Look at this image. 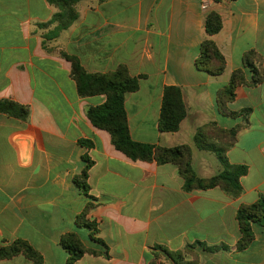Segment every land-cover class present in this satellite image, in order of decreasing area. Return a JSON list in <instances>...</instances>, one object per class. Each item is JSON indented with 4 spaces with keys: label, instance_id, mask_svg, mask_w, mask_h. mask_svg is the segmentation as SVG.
I'll list each match as a JSON object with an SVG mask.
<instances>
[{
    "label": "crops",
    "instance_id": "1",
    "mask_svg": "<svg viewBox=\"0 0 264 264\" xmlns=\"http://www.w3.org/2000/svg\"><path fill=\"white\" fill-rule=\"evenodd\" d=\"M77 10L74 25L47 40L55 26L43 25L58 12L48 0H0V102L29 110L27 120L0 113V248L23 240L44 264H68L62 240L76 234L86 251L75 264H173L157 247L183 252L187 263L264 264L263 228L254 226L245 251L237 247L239 208L264 195V81L252 86L254 72L245 66L254 52L264 74V0H81ZM207 11L223 20L214 36L206 32ZM207 39L226 60L218 77L196 68ZM62 53L91 74L124 65L140 78L139 90L125 99L131 137L161 148L189 146L202 179L224 169L214 153L197 148L198 129L238 128L227 156L248 168L241 195L220 187L188 191L176 165L134 161L117 150L111 134L87 116L107 97H82ZM236 71L247 84L232 101H221ZM170 86L181 89L187 117L178 132L163 133L159 119ZM86 158L88 195L77 184ZM198 243L207 248L187 250ZM0 264L31 261L20 255Z\"/></svg>",
    "mask_w": 264,
    "mask_h": 264
},
{
    "label": "trees",
    "instance_id": "2",
    "mask_svg": "<svg viewBox=\"0 0 264 264\" xmlns=\"http://www.w3.org/2000/svg\"><path fill=\"white\" fill-rule=\"evenodd\" d=\"M49 3L58 9L53 19L43 25L44 27H55L45 35V39L54 40L60 34L69 28L78 20L79 14L77 5L81 0H48ZM105 1V0H102ZM223 0H214L220 3ZM205 28L209 36H214L223 29V20L216 11H207L205 16ZM72 66V76L75 79L79 94L82 97H94L105 95L106 102L103 105L92 107L87 116L92 124L111 134L113 144L123 154L134 161H156L158 164H174L179 168V173L184 179V187L188 191L209 190L220 187L231 197H238L243 191L241 178L246 176L248 168L246 166H236L229 162L227 151L237 141L238 128L229 131L222 130L215 123L207 127L198 129L195 135V144L198 149L214 153L223 167V171L210 179L198 177L192 167V151L189 146H177L174 148H161L150 144L139 143L133 140L130 134L127 112L125 109L126 95L137 92L140 88V78L132 77L128 68L121 65L115 72L108 74H91L82 66L77 57L62 53ZM256 54L250 52L245 58V66L254 72L252 86H257L264 81V74L254 65ZM196 68L207 73L212 77L222 75L226 68L225 57L220 52L216 43L211 40H205L200 48V55L196 60ZM241 84H247L242 71L233 73L231 80L221 96L227 101L235 98V91ZM0 113L11 117L27 120L29 110L27 107L17 103L4 101L0 102ZM187 117V109L184 103L183 94L180 88L170 86L164 90L161 115L159 119V130L163 133H175L180 130L181 123ZM209 129V134L206 130ZM82 144L85 141L81 142ZM86 167L79 180L78 186L88 195L89 187L87 185L88 172L92 162L86 158ZM237 221L239 224L241 238L238 242V250L245 251L255 238L254 226L264 229V195L253 205H243L237 212ZM87 226L93 230L92 238L101 242L94 236L97 228L93 223H87ZM63 246L69 251L70 258L68 264H75L85 254V249L80 238L76 234H69L62 240ZM195 246L205 247L204 244L189 245L188 249ZM226 249V246L222 247ZM166 258L173 264H197L195 261L185 262L183 252H170L164 247H157ZM212 249V251H216ZM18 255H24L31 261V264H44L43 257L29 243L23 240H17L7 247L0 248V261L14 258Z\"/></svg>",
    "mask_w": 264,
    "mask_h": 264
},
{
    "label": "built area",
    "instance_id": "3",
    "mask_svg": "<svg viewBox=\"0 0 264 264\" xmlns=\"http://www.w3.org/2000/svg\"><path fill=\"white\" fill-rule=\"evenodd\" d=\"M204 9L207 10V7L205 6Z\"/></svg>",
    "mask_w": 264,
    "mask_h": 264
},
{
    "label": "rangeland",
    "instance_id": "4",
    "mask_svg": "<svg viewBox=\"0 0 264 264\" xmlns=\"http://www.w3.org/2000/svg\"><path fill=\"white\" fill-rule=\"evenodd\" d=\"M78 6V5H77ZM78 11V10H77ZM163 254V253H162ZM18 256H20V255H18ZM22 256H24V255H22Z\"/></svg>",
    "mask_w": 264,
    "mask_h": 264
}]
</instances>
